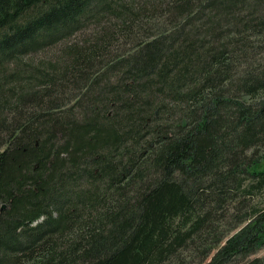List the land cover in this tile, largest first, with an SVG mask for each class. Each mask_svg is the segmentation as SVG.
<instances>
[{"label": "trees", "instance_id": "16d2710c", "mask_svg": "<svg viewBox=\"0 0 264 264\" xmlns=\"http://www.w3.org/2000/svg\"><path fill=\"white\" fill-rule=\"evenodd\" d=\"M261 249L264 0H0V264Z\"/></svg>", "mask_w": 264, "mask_h": 264}, {"label": "rangeland", "instance_id": "374dc122", "mask_svg": "<svg viewBox=\"0 0 264 264\" xmlns=\"http://www.w3.org/2000/svg\"><path fill=\"white\" fill-rule=\"evenodd\" d=\"M90 34V31H88L87 33L85 32L84 34L80 35L78 34L77 37H73L72 39V44H81L80 41L83 40L84 36H87ZM60 48V47H59ZM59 48H56V49H53L51 52H44V53H41L35 57H30V58H27L25 60L29 61V62H33L35 64H38L40 61H48V59L51 57V56H55L57 54V51ZM57 50V51H56ZM220 247V246H219ZM218 248V247H217ZM215 252H213V254L209 257V259L214 255ZM257 257H264V249H261L259 252H257L255 255L251 256L249 258V260L251 259H254V258H257ZM246 261H242V260H236L234 262H232L231 264H245Z\"/></svg>", "mask_w": 264, "mask_h": 264}]
</instances>
